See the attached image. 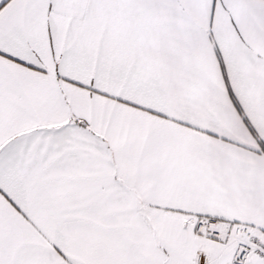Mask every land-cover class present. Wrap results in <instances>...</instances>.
<instances>
[{"label": "snow or ice", "instance_id": "1", "mask_svg": "<svg viewBox=\"0 0 264 264\" xmlns=\"http://www.w3.org/2000/svg\"><path fill=\"white\" fill-rule=\"evenodd\" d=\"M0 264H264V0H0Z\"/></svg>", "mask_w": 264, "mask_h": 264}]
</instances>
